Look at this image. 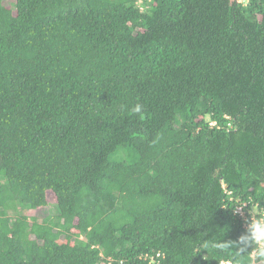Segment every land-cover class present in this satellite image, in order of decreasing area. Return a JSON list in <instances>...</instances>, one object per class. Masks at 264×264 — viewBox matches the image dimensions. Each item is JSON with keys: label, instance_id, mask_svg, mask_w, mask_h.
Segmentation results:
<instances>
[{"label": "trees", "instance_id": "16d2710c", "mask_svg": "<svg viewBox=\"0 0 264 264\" xmlns=\"http://www.w3.org/2000/svg\"><path fill=\"white\" fill-rule=\"evenodd\" d=\"M3 1L0 264H250L264 0Z\"/></svg>", "mask_w": 264, "mask_h": 264}, {"label": "clouds", "instance_id": "9594fccd", "mask_svg": "<svg viewBox=\"0 0 264 264\" xmlns=\"http://www.w3.org/2000/svg\"><path fill=\"white\" fill-rule=\"evenodd\" d=\"M142 106L136 104L132 111L140 113ZM255 210L259 212V218L251 220L247 233L240 238V244L242 245L241 252H248V259L250 264H256L259 260L261 264H264V209L256 207ZM208 245H205L207 247ZM214 247L224 248L226 245H214ZM251 248V251H247ZM158 257L161 253L156 254Z\"/></svg>", "mask_w": 264, "mask_h": 264}, {"label": "rangeland", "instance_id": "374dc122", "mask_svg": "<svg viewBox=\"0 0 264 264\" xmlns=\"http://www.w3.org/2000/svg\"><path fill=\"white\" fill-rule=\"evenodd\" d=\"M3 4L5 6L11 7V3L7 0L3 1ZM5 183V178L2 174H0V185ZM47 200H48V206L46 208L38 209V210H33L30 209L28 206L25 205H19L22 209V213L20 215H25L27 217H32L35 216L37 218H44V217H49V218H54L56 215V204H55V198L51 193H47Z\"/></svg>", "mask_w": 264, "mask_h": 264}, {"label": "built area", "instance_id": "2783aa9c", "mask_svg": "<svg viewBox=\"0 0 264 264\" xmlns=\"http://www.w3.org/2000/svg\"><path fill=\"white\" fill-rule=\"evenodd\" d=\"M245 208H246V204H243L241 206H237L235 209V214L238 215V217L242 223V227L244 229L248 230V226H249L251 220L254 218H259V212H257L255 210L256 207L249 209V210L248 209L245 210Z\"/></svg>", "mask_w": 264, "mask_h": 264}]
</instances>
